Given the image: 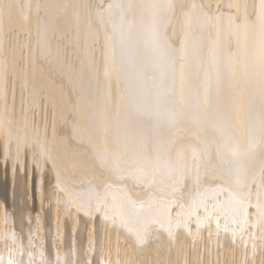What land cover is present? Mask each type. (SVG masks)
Wrapping results in <instances>:
<instances>
[{"label": "bare ground", "instance_id": "6f19581e", "mask_svg": "<svg viewBox=\"0 0 264 264\" xmlns=\"http://www.w3.org/2000/svg\"><path fill=\"white\" fill-rule=\"evenodd\" d=\"M0 264H264V0H0Z\"/></svg>", "mask_w": 264, "mask_h": 264}]
</instances>
